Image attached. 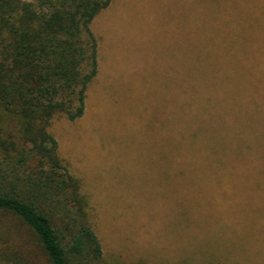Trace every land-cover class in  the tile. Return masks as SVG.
<instances>
[{
	"label": "rangeland",
	"instance_id": "obj_1",
	"mask_svg": "<svg viewBox=\"0 0 264 264\" xmlns=\"http://www.w3.org/2000/svg\"><path fill=\"white\" fill-rule=\"evenodd\" d=\"M250 4L113 0L92 22L99 72L85 113L57 117L50 133L82 183L105 264H264V170L248 169L258 156L231 146L240 170H196L186 146L190 72L247 29ZM262 42L245 51L256 50L254 62ZM13 250L39 253L27 227L0 211V252Z\"/></svg>",
	"mask_w": 264,
	"mask_h": 264
},
{
	"label": "trees",
	"instance_id": "obj_2",
	"mask_svg": "<svg viewBox=\"0 0 264 264\" xmlns=\"http://www.w3.org/2000/svg\"><path fill=\"white\" fill-rule=\"evenodd\" d=\"M112 2L0 0V144L9 157L0 160V211L27 227L39 251H28L32 258L0 252V264H105L82 183L60 158L50 127L57 117L76 121L85 113L99 70L91 25ZM261 42L264 48V0H251L247 29L215 51V64L190 72L186 146L196 170H240L231 146L258 156L248 169L264 170V59L252 61L255 49L245 54Z\"/></svg>",
	"mask_w": 264,
	"mask_h": 264
},
{
	"label": "crops",
	"instance_id": "obj_3",
	"mask_svg": "<svg viewBox=\"0 0 264 264\" xmlns=\"http://www.w3.org/2000/svg\"><path fill=\"white\" fill-rule=\"evenodd\" d=\"M98 51H99V48H98ZM98 65H99V52H98ZM98 72H99V70H98ZM97 77V76H96Z\"/></svg>",
	"mask_w": 264,
	"mask_h": 264
}]
</instances>
